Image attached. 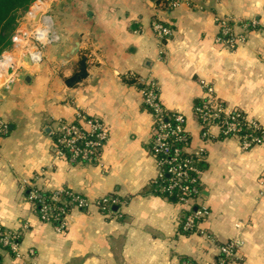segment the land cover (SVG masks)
Masks as SVG:
<instances>
[{"label":"crops","instance_id":"0c3cea01","mask_svg":"<svg viewBox=\"0 0 264 264\" xmlns=\"http://www.w3.org/2000/svg\"><path fill=\"white\" fill-rule=\"evenodd\" d=\"M168 1L56 0L59 38L42 61L12 51L19 62L0 76V225L20 234V254L0 246V264H220V246L231 240L240 245L225 264H264V143L243 148L217 126L204 141L196 113L212 87L264 128V0ZM156 17L172 28L169 37L154 32ZM253 19L259 27L246 25ZM224 20L245 36L234 47ZM76 47L88 75L68 86ZM149 79L166 109L184 113L189 150L206 147L197 200L208 209L204 233L184 230L186 207L157 191ZM78 112L109 128L99 162L54 154L57 127ZM33 187L69 188L88 205H73L58 229L29 199ZM105 196L118 202L104 210L97 200Z\"/></svg>","mask_w":264,"mask_h":264},{"label":"built area","instance_id":"2783aa9c","mask_svg":"<svg viewBox=\"0 0 264 264\" xmlns=\"http://www.w3.org/2000/svg\"><path fill=\"white\" fill-rule=\"evenodd\" d=\"M56 0H34L25 17L31 29L28 30L20 24L13 37L15 46L21 55L27 56L32 63H40L43 59V49L48 44L58 40L59 36L54 27L52 5ZM179 0H169L167 5L175 7ZM224 40L234 47L245 36L233 32L229 23L224 20ZM152 28L156 35L165 39L172 34V28L159 17L152 20ZM247 26L259 27L258 20L253 19L246 23ZM264 30V28H263ZM31 40L32 44L25 45L24 40ZM25 49V50H23ZM19 62L12 51L6 50L0 54V76H4L10 65ZM16 68V66H15ZM145 105L153 115V143L152 151L156 157L159 168L158 177L154 180L157 191L175 199L187 209L182 227L186 231H199L204 233L201 222L208 214L204 205L197 204L201 195L200 175L206 157L205 145L195 150L192 146L191 136L186 128V117L181 111H169L160 101L158 85L155 80L149 79L143 89ZM196 113L202 126V138L209 139L212 126L220 128L224 137H236L243 148L264 143V128L260 123L250 117L241 109L230 107L213 93L212 87L208 88V97L203 103L196 106ZM0 123V131L4 129ZM58 138L54 141L53 151L70 162H99L102 149L109 139V128L100 119L78 112V120L72 123H60L57 127ZM46 190L33 187L29 199L38 208L43 220H56L58 229L66 227L65 218L68 210L66 203L84 207L88 200L81 194L69 188L52 190L47 199L42 192ZM63 194L67 196L63 200ZM118 202L114 196L102 197L97 200L98 206L107 209L112 203ZM40 204V206H39ZM20 234L17 231L4 230L0 225V246L8 247L19 256ZM240 245L238 240H231L220 246V264L232 258ZM33 254L34 250L31 249Z\"/></svg>","mask_w":264,"mask_h":264},{"label":"trees","instance_id":"16d2710c","mask_svg":"<svg viewBox=\"0 0 264 264\" xmlns=\"http://www.w3.org/2000/svg\"><path fill=\"white\" fill-rule=\"evenodd\" d=\"M33 1L34 0H0V25L6 28L9 27L16 20L15 15L20 11L27 10ZM58 136L59 133H55V140L58 138ZM30 192L31 189L29 190V194ZM51 194L52 191L42 192V195H44L47 199L50 198ZM66 198L67 196L63 194V200ZM72 206L73 203H66L65 205L67 210H69ZM53 221L56 223L54 218ZM2 229L5 230L6 228L2 226Z\"/></svg>","mask_w":264,"mask_h":264},{"label":"rangeland","instance_id":"374dc122","mask_svg":"<svg viewBox=\"0 0 264 264\" xmlns=\"http://www.w3.org/2000/svg\"><path fill=\"white\" fill-rule=\"evenodd\" d=\"M27 10H23V11H20L19 13H17L15 15L16 20L9 27L6 28V27L0 25V54L6 50L16 51L18 53L19 48H22L20 46L19 47L15 46V42L13 40V37L16 35L17 28L20 24H22V22L26 23L27 27L29 29H31L30 25L27 23V18L25 17ZM1 38H3V39H1ZM31 40H33V39L30 38V40H27V44L25 45V49H26V46L27 47L30 46V45L28 46V44H32ZM25 49H23V50H25Z\"/></svg>","mask_w":264,"mask_h":264},{"label":"water","instance_id":"95a60500","mask_svg":"<svg viewBox=\"0 0 264 264\" xmlns=\"http://www.w3.org/2000/svg\"><path fill=\"white\" fill-rule=\"evenodd\" d=\"M73 53L77 54V64H78V71L74 73L71 77H69L66 81V84L68 86H73L75 83L82 81L87 75H88V69H87V56L83 53H79V50L77 47L73 51ZM28 58V57H27ZM15 64L10 65L8 71L12 72L15 69Z\"/></svg>","mask_w":264,"mask_h":264}]
</instances>
